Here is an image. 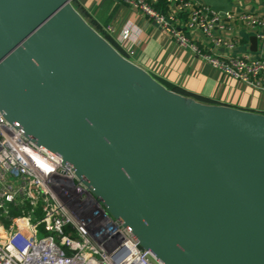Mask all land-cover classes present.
<instances>
[{
    "label": "water",
    "instance_id": "obj_1",
    "mask_svg": "<svg viewBox=\"0 0 264 264\" xmlns=\"http://www.w3.org/2000/svg\"><path fill=\"white\" fill-rule=\"evenodd\" d=\"M0 111L162 264H264V114L167 88L70 0H0Z\"/></svg>",
    "mask_w": 264,
    "mask_h": 264
},
{
    "label": "built area",
    "instance_id": "obj_2",
    "mask_svg": "<svg viewBox=\"0 0 264 264\" xmlns=\"http://www.w3.org/2000/svg\"><path fill=\"white\" fill-rule=\"evenodd\" d=\"M122 1L223 74L264 89V58L220 52L234 45L225 36L231 12L198 0ZM160 2L163 7H156ZM238 18L264 41V15L244 11ZM106 29L113 31L110 25ZM135 33L131 24L119 33V44L129 54ZM0 264L162 263L109 212L72 164L0 111Z\"/></svg>",
    "mask_w": 264,
    "mask_h": 264
},
{
    "label": "crops",
    "instance_id": "obj_3",
    "mask_svg": "<svg viewBox=\"0 0 264 264\" xmlns=\"http://www.w3.org/2000/svg\"><path fill=\"white\" fill-rule=\"evenodd\" d=\"M198 1L216 10L232 13L231 30L225 36L232 39L234 45L232 48L220 47V52L247 53L264 58V41L238 18L244 11L264 15V0ZM71 3L119 52H124L121 54L144 68L167 88L202 102L264 114L263 88L215 69L129 3L122 0H71ZM127 24L136 28L135 40L130 43L133 49L131 54L127 52L128 48L119 44L120 30ZM108 25L112 26L113 31L106 29ZM253 35L256 36L255 45L250 40Z\"/></svg>",
    "mask_w": 264,
    "mask_h": 264
},
{
    "label": "trees",
    "instance_id": "obj_4",
    "mask_svg": "<svg viewBox=\"0 0 264 264\" xmlns=\"http://www.w3.org/2000/svg\"><path fill=\"white\" fill-rule=\"evenodd\" d=\"M156 7H163V2H160L159 4H155ZM107 36V35H106ZM119 49V48H118ZM121 53L124 54L123 51L120 50Z\"/></svg>",
    "mask_w": 264,
    "mask_h": 264
},
{
    "label": "rangeland",
    "instance_id": "obj_5",
    "mask_svg": "<svg viewBox=\"0 0 264 264\" xmlns=\"http://www.w3.org/2000/svg\"><path fill=\"white\" fill-rule=\"evenodd\" d=\"M71 1V0H70Z\"/></svg>",
    "mask_w": 264,
    "mask_h": 264
}]
</instances>
